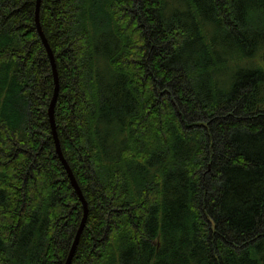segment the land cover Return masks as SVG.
Masks as SVG:
<instances>
[{
	"label": "trees",
	"instance_id": "trees-1",
	"mask_svg": "<svg viewBox=\"0 0 264 264\" xmlns=\"http://www.w3.org/2000/svg\"><path fill=\"white\" fill-rule=\"evenodd\" d=\"M36 0H0V264H64L82 206L47 119ZM70 264H264V0H41Z\"/></svg>",
	"mask_w": 264,
	"mask_h": 264
},
{
	"label": "water",
	"instance_id": "water-1",
	"mask_svg": "<svg viewBox=\"0 0 264 264\" xmlns=\"http://www.w3.org/2000/svg\"><path fill=\"white\" fill-rule=\"evenodd\" d=\"M40 2L41 0H36L35 2V8H34V23H35V27L36 30L38 32L39 38L43 44V47L47 53L49 62H50V68H51V73H52V78H53V94L50 100V103L48 105L47 108V119H48V123H49V127H50V131H51V135H52V139H53V143H54V149H55V154L58 158V160L60 161L66 175L67 178L70 182L71 187L73 188L76 196L79 199V202L81 203L82 206V218L80 220L79 226L77 228L76 234L74 236L73 242L71 244L70 250L68 252L67 258L65 260L64 264H70L71 260L73 258L75 249L77 247L80 235L82 233V230L85 226V222H86V218H87V213H88V206H87V202L85 201L82 192L75 180V177L72 174V171L70 169V167L68 166L66 160L63 158L62 152H61V148H60V144H59V140H58V136H57V131H56V124H55V119H54V109H55V105H56V101H57V96H58V90H59V81H58V76H57V70H56V64H55V60H54V56L53 53L51 51L50 46L47 43V40L41 30V26H40V21H39V7H40Z\"/></svg>",
	"mask_w": 264,
	"mask_h": 264
},
{
	"label": "rangeland",
	"instance_id": "rangeland-1",
	"mask_svg": "<svg viewBox=\"0 0 264 264\" xmlns=\"http://www.w3.org/2000/svg\"><path fill=\"white\" fill-rule=\"evenodd\" d=\"M256 64H260L261 66H262V68L264 69V61L263 60H261L260 62H259V60L256 58Z\"/></svg>",
	"mask_w": 264,
	"mask_h": 264
}]
</instances>
